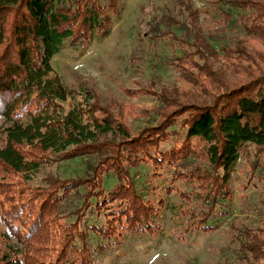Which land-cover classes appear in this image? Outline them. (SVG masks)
Returning a JSON list of instances; mask_svg holds the SVG:
<instances>
[{
	"label": "trees",
	"instance_id": "obj_1",
	"mask_svg": "<svg viewBox=\"0 0 264 264\" xmlns=\"http://www.w3.org/2000/svg\"><path fill=\"white\" fill-rule=\"evenodd\" d=\"M122 1L0 0V119L6 135L0 178L22 174L27 182L57 160L90 159L83 176L49 174L35 189L20 187L21 194L40 201L39 214L23 222L30 225L24 232L0 212V264H94L87 251L79 259L74 250L49 258L55 224L63 231L62 244L78 253L88 249L92 233L108 239L126 231L157 233L154 220L166 202L140 194L133 175L141 167L152 168V176L170 173L168 192L182 181L185 189L178 193L193 203L187 216L208 233L233 214L232 181L240 159L252 178L264 179V0H210L228 30L243 29L231 41L222 31L206 30L192 0H178L177 12L153 16L145 36L178 44L182 54L172 64L192 89L184 99L157 91L160 104L136 126L120 119V104L103 103L92 87L83 88L85 96L77 101L76 90L52 65L66 43L78 59L96 40L107 39L123 14ZM109 175L116 180L111 190L105 188ZM75 194H82L80 213L74 222L62 221ZM261 203L262 225L232 226L245 264H264ZM13 208L12 219H19L18 206ZM102 215L105 224L97 223Z\"/></svg>",
	"mask_w": 264,
	"mask_h": 264
},
{
	"label": "rangeland",
	"instance_id": "obj_2",
	"mask_svg": "<svg viewBox=\"0 0 264 264\" xmlns=\"http://www.w3.org/2000/svg\"><path fill=\"white\" fill-rule=\"evenodd\" d=\"M192 1L200 10V21L207 31H222L229 41L236 35L244 34L242 28L228 30L224 22L219 21L220 17L210 0ZM178 3V0H123V14L115 20L111 35L102 41L96 40L86 55L76 59L75 49L66 43L62 52L53 57L52 65L66 85L76 90L77 101L85 96L83 88L92 87L103 97V103L120 104L122 108L115 109H122L123 118L120 116V119L129 126H136L147 112L160 104L155 94L157 91L166 89L178 92V96L184 99L192 86L172 64L182 54L180 47L168 37L150 39L145 36L152 17H159L170 8H175L174 12H177ZM148 89L153 91L149 92ZM1 126L0 119V147L5 145L6 139ZM26 154L29 157L35 155L31 148ZM89 161L88 157L57 160L44 166L27 182L22 174L0 178V182L8 184L0 186L1 214L14 221L16 228L27 232L30 225L24 227L23 222L31 223L38 216L40 201L29 193L21 194L20 187L28 184L30 190L35 189L49 174L61 178L83 176ZM250 171L249 164L240 159L232 181L233 214L220 219L216 223L218 229L208 233L195 229V223L187 216L188 208H192L193 203H185L180 197L178 192L185 189L182 181L174 184L178 189L168 192L167 188L173 186L169 180L170 173L164 172L162 177L152 176V168L141 167L133 175L140 194L146 200L166 202L154 220L158 226L157 233L132 234L126 231L119 239L103 238L92 233L87 241L88 249L78 253L77 249L62 244L60 233L63 231L55 224L49 237L54 240L52 246H48L49 258L56 260L61 253L74 250L72 257L79 259L87 251L94 264H245L240 258L242 250L233 241L232 226L257 227L263 222L261 201L264 199V179L252 178ZM1 174L0 167V177ZM115 182L113 176H107L105 188L113 189ZM7 188L11 191H6ZM81 195L75 194L66 202L64 213L68 217L62 221L74 222L75 212L80 213ZM13 203L18 206L19 219H12L15 213ZM96 218L97 214L90 222ZM102 218L97 223L105 224L104 215ZM58 261L54 263L59 264Z\"/></svg>",
	"mask_w": 264,
	"mask_h": 264
}]
</instances>
